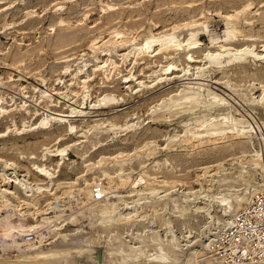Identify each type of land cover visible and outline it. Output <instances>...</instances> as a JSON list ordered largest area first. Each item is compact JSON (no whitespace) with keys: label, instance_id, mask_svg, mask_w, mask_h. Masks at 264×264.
<instances>
[{"label":"rangeland","instance_id":"1","mask_svg":"<svg viewBox=\"0 0 264 264\" xmlns=\"http://www.w3.org/2000/svg\"><path fill=\"white\" fill-rule=\"evenodd\" d=\"M263 48L264 0H0V264H264Z\"/></svg>","mask_w":264,"mask_h":264},{"label":"built area","instance_id":"2","mask_svg":"<svg viewBox=\"0 0 264 264\" xmlns=\"http://www.w3.org/2000/svg\"><path fill=\"white\" fill-rule=\"evenodd\" d=\"M228 235L232 256L245 258L247 254H254L264 258V198L255 197L240 210ZM227 255L223 249L217 251L219 258Z\"/></svg>","mask_w":264,"mask_h":264},{"label":"bare ground","instance_id":"3","mask_svg":"<svg viewBox=\"0 0 264 264\" xmlns=\"http://www.w3.org/2000/svg\"><path fill=\"white\" fill-rule=\"evenodd\" d=\"M161 39V38H160ZM158 40V39H157ZM152 42H154V41H152ZM168 42V41H167ZM151 43V42H150ZM263 50H264V48H263ZM211 58H213V57H211ZM212 62V61H211ZM170 67V66H169ZM196 93V92H195ZM199 94V93H198ZM197 94V95H198ZM191 96V95H190ZM190 96H188V98H186L187 99V101H190L191 100V104H192V102H195V101H197V97L194 95V97H190ZM201 96V95H200ZM187 97V96H186ZM199 97V96H198ZM200 98V97H199ZM183 99L185 100V96L183 97ZM175 100V99H174ZM179 100V99H178ZM200 99H198V101H199ZM198 103V102H197ZM201 103V102H200ZM168 106V105H167ZM171 106V105H170ZM173 107V106H172ZM73 109V108H72ZM74 111V110H73ZM81 112V111H80ZM205 136V135H204ZM205 141H202V140H200L199 141V143H204ZM205 146V145H204ZM43 171V170H42ZM45 174H47V173H45ZM10 180V179H9ZM7 181V180H6ZM123 182V181H122ZM242 201V200H241ZM59 210V209H58ZM70 240V239H69ZM64 249V248H63ZM66 249V248H65ZM58 250H61V249H58ZM69 250V249H68ZM79 250H81V248H79ZM78 250V251H79ZM57 252V251H56ZM66 252L67 253H70V252H68L67 250H66ZM60 253V252H59ZM58 252H57V254H59ZM78 253V252H77ZM56 254V255H57ZM60 254H62V253H60ZM63 254H64V252H63ZM72 254V253H71ZM64 256V255H63ZM66 256V255H65ZM68 256V255H67ZM36 258V257H35ZM63 259V258H62ZM65 259H67V258H65ZM71 259V258H70ZM74 260H76V259H74ZM73 260V261H74ZM52 261V260H51ZM69 261V260H68ZM41 262V261H40ZM50 262V261H49ZM60 262V260L59 259H57V260H55L54 259V261H52V262H50V264H60L59 263ZM70 262V261H69ZM35 263V262H34ZM47 263V262H46ZM66 264V263H65Z\"/></svg>","mask_w":264,"mask_h":264}]
</instances>
